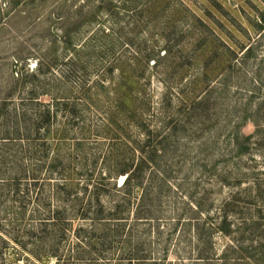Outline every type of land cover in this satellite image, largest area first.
Returning <instances> with one entry per match:
<instances>
[{"label":"rangeland","instance_id":"1","mask_svg":"<svg viewBox=\"0 0 264 264\" xmlns=\"http://www.w3.org/2000/svg\"><path fill=\"white\" fill-rule=\"evenodd\" d=\"M74 50L117 67L112 129L154 161L155 215L129 223L147 264H264V0H0V99L24 67L58 92ZM2 238L0 264H24Z\"/></svg>","mask_w":264,"mask_h":264},{"label":"trees","instance_id":"2","mask_svg":"<svg viewBox=\"0 0 264 264\" xmlns=\"http://www.w3.org/2000/svg\"><path fill=\"white\" fill-rule=\"evenodd\" d=\"M81 53L65 62L70 71L56 78L58 92L27 87L24 67L12 76L19 97L0 99V196L9 204L0 223L11 228L0 238L24 264H147L129 223L155 215L159 197L144 184L154 161L112 129L124 120L110 117L114 102L107 96L117 84L108 73L117 67L90 65ZM55 65L56 59L46 68ZM88 68L96 79L81 74Z\"/></svg>","mask_w":264,"mask_h":264}]
</instances>
